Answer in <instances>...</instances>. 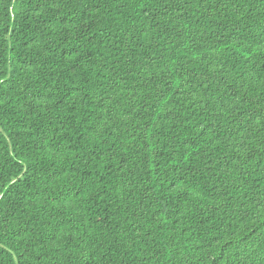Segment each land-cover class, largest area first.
<instances>
[{
	"label": "trees",
	"instance_id": "1",
	"mask_svg": "<svg viewBox=\"0 0 264 264\" xmlns=\"http://www.w3.org/2000/svg\"><path fill=\"white\" fill-rule=\"evenodd\" d=\"M0 264H264V0H0Z\"/></svg>",
	"mask_w": 264,
	"mask_h": 264
}]
</instances>
